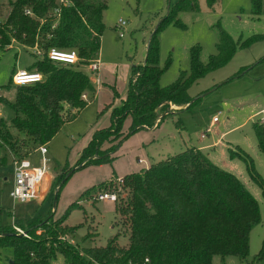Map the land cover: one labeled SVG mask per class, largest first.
<instances>
[{"label":"trees","instance_id":"1","mask_svg":"<svg viewBox=\"0 0 264 264\" xmlns=\"http://www.w3.org/2000/svg\"><path fill=\"white\" fill-rule=\"evenodd\" d=\"M217 1L205 0L211 10ZM251 2L252 13L260 15L263 0ZM105 8L104 0H71L69 5H60L57 0L11 1L7 14L0 20V48H9L15 38L23 45L37 44L44 50L75 49L80 63H87L100 48ZM197 9V0H178L151 30L143 62H132L129 67L124 96L118 104L110 102L97 113L100 117L110 108L109 125L93 131L79 153L75 168L65 166L54 177L51 187L54 190L59 187L56 198L75 169L112 163L115 152L135 132L156 127L173 111L192 106L198 97L193 99L189 88L198 79L226 65L238 49L264 40L263 33L244 38L240 35L235 40L218 21L216 52L203 61L201 46H191L189 69L162 86L160 77L170 59L159 65V33L169 23L185 27L177 15ZM55 20L58 21L53 26ZM34 57L27 70L41 72L44 79L24 85L14 84L10 79L5 87L15 88L14 97L0 95V104L13 112L9 118L0 115V146L15 157H26L37 146L46 144L87 105L89 99H83L82 93L88 92L90 96L96 93L88 74L77 65L52 61L45 55ZM248 67L242 66L227 81L242 75ZM113 94L119 96L114 87ZM173 105L181 108L172 109ZM128 116L131 122L124 129ZM252 127L258 149L264 154V121L255 120ZM229 155L245 163L249 178L264 197V178L252 157L240 148H229ZM3 160L0 156V162ZM122 178V183L116 177L87 187L79 199L96 201L99 192L115 191V225L128 234L127 244L119 243L121 231L110 236L105 245L98 246H82L61 239L60 236L73 234L82 226L66 223L70 211L79 206L77 200L58 218L49 214L26 227L15 223L24 228L25 236L18 234L12 224L0 226V247L12 248L10 264H51L58 254L63 256V264H212L215 255L247 258L250 232L261 221L258 201L236 175L213 163L201 149L189 147ZM95 234L94 228L84 238ZM256 256L257 260L264 256V241Z\"/></svg>","mask_w":264,"mask_h":264},{"label":"rangeland","instance_id":"2","mask_svg":"<svg viewBox=\"0 0 264 264\" xmlns=\"http://www.w3.org/2000/svg\"><path fill=\"white\" fill-rule=\"evenodd\" d=\"M11 1L14 0H0L2 6L0 20H3L7 14ZM104 1L106 2L102 16L104 30L100 48L95 57L101 58L103 62L118 65L121 72L122 64L129 63L133 58L137 62L145 57V45L150 35V28H154L167 13L168 2L170 7L178 0ZM197 2V10L182 11L177 15L185 27L169 23L159 33V65H164L166 60L170 59V64L160 77L162 86L172 83L181 71L189 69L191 46H201L203 61L216 52L218 21L235 40L240 35L244 38L254 33L264 34V0L260 15L252 13L251 0H219L214 10L207 7L205 0H197ZM119 18L127 22L122 37L119 36V30L116 27ZM34 59L33 50L19 43H13L6 49L0 48V95L10 99L14 97L15 88H6L5 85L10 81L15 70L27 69ZM77 66L89 77L91 76L85 65ZM242 66L249 67L242 75L227 81ZM102 77L108 83H114V74L107 73ZM120 81L122 80L117 78L115 83L118 89L121 87ZM103 86L110 91L109 84L104 83ZM189 94L193 99L198 97L192 106L173 111L158 126L150 130L144 128L137 131L139 133L130 144L137 145L141 138L143 147L140 150L135 147L126 150L125 147L129 142H125L115 152L116 157L112 163H104L103 167L89 164L75 169L60 189L55 203V190L51 187V183L65 166L76 167L75 163L80 153L77 152L78 147L81 143L83 145L85 137L83 134L86 133L81 132L82 128H85L91 119L93 123L97 122L98 112L95 110V103L85 109L80 118L66 123L48 141V153L45 157L48 173H51L53 177L48 193L42 200L30 199L22 203L12 201L10 197L13 183L12 156L5 147L0 146V156L4 157V160L0 162V226L14 222L26 227L32 221L45 218L49 214H52L53 218H58L70 203L78 200L79 206L70 211L66 223L69 225L82 223V226L73 234H64L67 241L72 240L74 244L82 246L105 245L110 236L121 231L119 243L125 245L128 243V234L115 225L117 214L114 210V202L93 201L90 198L79 199L80 194L87 187L110 179L113 169L118 175H121L123 171L124 173L140 171L151 163L191 147L193 143L198 145L202 139L201 133L211 126V131L205 135L203 142L213 141L216 138H219V142L205 149L204 152L209 153L208 157L213 163L233 173L242 181L258 201L261 213V221L250 232L247 258L242 260L234 255L225 257L215 255L212 264H264V256L256 259L264 241V197L259 186L249 178L245 163L238 157L229 155V148L244 150L252 157L257 171L264 178V154L258 149L252 127L253 121L257 120L258 115L263 111L261 109H264V40L252 44L249 48L238 49L226 65L198 79L189 88ZM89 95L88 93V99ZM0 107L1 116L9 118L12 115L11 109L2 104ZM171 108L181 107L173 105ZM214 114H217L218 122L212 124ZM102 120L103 118H100L98 123ZM109 122L110 119L108 124ZM130 122L131 119L128 116L124 122V129H127ZM40 157L41 155L35 152L30 159L34 164H38ZM137 158H143L146 163L136 164L134 160ZM94 228L96 231L94 237L85 239V234ZM11 257V247H0V264H10ZM51 264H63V256L58 254Z\"/></svg>","mask_w":264,"mask_h":264},{"label":"built area","instance_id":"3","mask_svg":"<svg viewBox=\"0 0 264 264\" xmlns=\"http://www.w3.org/2000/svg\"><path fill=\"white\" fill-rule=\"evenodd\" d=\"M58 4L69 5L71 0H57ZM26 13L31 14L30 10H26ZM56 18L59 16V8L55 9ZM58 20L54 21L53 26L56 25ZM126 20L119 18L116 27L119 30V36L124 35V30L126 28ZM13 43H19L15 38L11 39V43L9 47ZM22 44V43H19ZM23 45V44H22ZM26 46V45H23ZM33 50L34 54L38 56L45 55L48 59L56 62H60L63 64H71V65H85L90 73V79L92 82H99L98 71L100 69V59L94 57L88 60L87 63H80V58L75 49L70 50H61L55 47H50L46 50L41 49L37 44L33 46H26ZM12 82L17 85L30 84L35 82H41L44 79V76L41 72H33L28 71L27 69H17L13 72L11 76ZM31 80V81H28ZM87 92L82 93V98L88 100ZM1 114V107H0ZM257 120L264 121V110L260 112ZM218 122L217 114H214L212 117V124ZM211 131V126L207 127L204 132L201 133V137H205L207 133ZM34 152H38L40 157V163L34 164L30 158L28 157H15L12 156V189L10 191V197L14 203H22L26 202L30 199H41L42 194H40V186L45 178V175L48 173V163L46 161L45 155L47 154L46 144H41L37 146ZM139 161H142L141 159ZM117 181L122 183L123 178L117 177ZM116 192L113 190L109 191H101L96 195V200H116ZM14 230L20 235H27L26 231L21 227L17 226L14 222L12 223ZM61 239L67 240L65 236H60ZM71 243H74L72 240H68ZM148 260V259H146Z\"/></svg>","mask_w":264,"mask_h":264},{"label":"crops","instance_id":"4","mask_svg":"<svg viewBox=\"0 0 264 264\" xmlns=\"http://www.w3.org/2000/svg\"><path fill=\"white\" fill-rule=\"evenodd\" d=\"M150 29L152 30L153 28L151 27ZM151 30L149 31V34H150ZM146 45H147V42H146ZM146 45H145V47H146ZM99 59H100V62H101L100 69L98 71L99 82L98 83H96V82L94 83L93 82V84L95 86V90H96L95 92L96 93L93 96H90L89 95V101H88L87 105L83 109L80 110V112L78 113V115H77V117L75 119H73L71 121H68L66 123L72 122V121L76 120L77 118H80L81 115L83 114V111H85V109H87L91 104H94L95 103V110H96V112H99V110H101L106 104H108L110 102H113V104H118L119 101H120V99L124 96L125 91H126V86H127V82H128V78H129V67H130L131 63L132 62H134V63H141L144 60V58H142L140 61H137L136 62L135 59L133 58L129 63L122 64L121 72H120L119 71V68H118V65L109 64L107 62H103L101 58H99ZM107 73H112V74L115 75L114 83H108L106 81V79H103L102 76H104ZM117 78H120L123 81V82L122 81L119 82L120 83V86H121L119 89H118V85L115 84L116 81H117ZM104 83L105 84H109L110 91L107 90L103 86ZM113 87L116 89V91H117V93L119 95L118 97H115L114 96V94H113ZM176 107H179V106H176ZM261 110H264V109L262 108ZM109 112H110V108L108 110H106L101 117L96 118L97 119V122L96 123H93L94 121L91 119L89 121L90 123H87L86 127L85 128H82V131L81 132H86V133H84L85 135L83 134V136H85L84 139H83L84 140V143H83V145H82V143L79 145L77 152H80L81 149L85 146V144L88 142V140L90 139L93 131L96 128L105 127V126H108L109 125L108 124ZM100 118H103V120L100 123H98V120H100ZM66 123H64L61 128H63ZM104 124H106V125H104ZM145 129L150 130L151 128H145ZM77 133H79V132H77ZM138 133L139 132H135L133 135H131L128 139H126L122 143V144H124L125 142H129L128 146L125 147L126 150L128 148L131 150L134 147L136 149L140 150L143 147L142 146L143 145V141H141V138L138 140V144L137 145L130 144L133 141L132 139L134 137H136V135ZM200 140L201 141H200V143L198 145H195L193 143V145L191 147H197V148L201 149L202 151H204L205 149H208L211 146H215L219 142V138H216L215 140L209 141V142H203V140H205V137H203ZM47 143H46V147H47ZM33 153H35V152L33 151L32 153H29L28 158H31V156H32ZM47 153H48V149H47ZM207 155L209 156V153ZM140 159L141 158H137V159L134 160V162L136 164L146 163V161L143 158L141 159L142 161H139ZM31 161H32V159H31ZM134 162H133V164H134ZM104 165L105 164H99L98 166L99 167H103ZM132 172H136V171H132ZM123 174H126V173H124V171H123V173L121 175H118V173L116 174L115 169H113L112 174L110 175V179L111 178H116V177H123ZM52 177L53 176L51 175V173H47V175H45V178L43 179V181L41 183V186H40V190H41L40 191V194H42V196H41V199H39V200H42V198L47 195L48 190H49V186H50V183H51V180H52Z\"/></svg>","mask_w":264,"mask_h":264},{"label":"water","instance_id":"5","mask_svg":"<svg viewBox=\"0 0 264 264\" xmlns=\"http://www.w3.org/2000/svg\"><path fill=\"white\" fill-rule=\"evenodd\" d=\"M168 9H169V2H168L167 11H168ZM69 173H70V172H69ZM58 189H59V187H57L56 190H55V194H54V203H55V200H56V192H57ZM4 234H12V233H11V232H5Z\"/></svg>","mask_w":264,"mask_h":264},{"label":"bare ground","instance_id":"6","mask_svg":"<svg viewBox=\"0 0 264 264\" xmlns=\"http://www.w3.org/2000/svg\"><path fill=\"white\" fill-rule=\"evenodd\" d=\"M28 81H31V80H28Z\"/></svg>","mask_w":264,"mask_h":264}]
</instances>
